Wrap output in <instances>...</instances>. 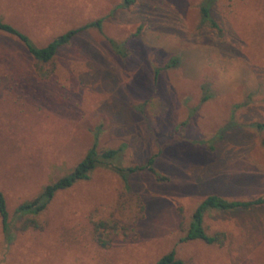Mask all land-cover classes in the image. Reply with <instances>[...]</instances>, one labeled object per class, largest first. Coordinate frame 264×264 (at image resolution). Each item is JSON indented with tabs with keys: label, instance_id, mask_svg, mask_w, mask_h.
Returning a JSON list of instances; mask_svg holds the SVG:
<instances>
[{
	"label": "rangeland",
	"instance_id": "obj_1",
	"mask_svg": "<svg viewBox=\"0 0 264 264\" xmlns=\"http://www.w3.org/2000/svg\"><path fill=\"white\" fill-rule=\"evenodd\" d=\"M124 1L0 0L1 22L36 47L102 19L47 63L0 33V264H155L171 250L182 264H264V205L207 210L220 246L181 241L206 196L264 199V130L252 127L264 123V0H215L218 30L200 23L202 0ZM95 135L98 151L121 148L110 164L15 214ZM112 167L142 169L124 190Z\"/></svg>",
	"mask_w": 264,
	"mask_h": 264
},
{
	"label": "trees",
	"instance_id": "obj_2",
	"mask_svg": "<svg viewBox=\"0 0 264 264\" xmlns=\"http://www.w3.org/2000/svg\"><path fill=\"white\" fill-rule=\"evenodd\" d=\"M129 0H125L122 4L118 5L117 8L127 6ZM215 0H202L198 6V16L201 24H205L211 29L218 30L216 23L210 17V7ZM102 19H96L89 23H86L80 27L70 29L65 33L56 36L52 41L43 47L34 46L26 36L12 28L10 25L1 22L0 20V33L14 37L25 49L26 53L38 63H47L56 54L58 49L66 46L77 34L87 31L89 29H95L100 32ZM139 29H137L138 32ZM136 32V33H137ZM110 49L119 57L124 58L126 56L123 51V44L114 42L113 40H107ZM175 64L174 59H170L163 68L173 67ZM159 69H155L154 79L157 77ZM207 97H202L201 101H204ZM252 127L256 130H264V123L252 124ZM97 136L93 137L90 147L87 149L84 157L75 165V167L66 175L60 177L56 181L45 185L39 194L28 202L20 203L16 209L15 214L19 216L24 215H37L42 212L46 205L51 201L54 194L58 191H63L70 188L74 183L78 181L87 180L91 171L97 167H104L111 163L121 152V148L108 149L103 151L97 150ZM154 157H150L147 161L145 169L153 173L151 168ZM142 168L137 167H112V170L119 177L123 189H128V177ZM264 205L263 198H257L247 201H226L214 195L206 196L201 202L195 207L191 214L188 228L181 239V241H201L205 245H217L220 246L223 243V235L216 233L214 235H207L202 227V218L207 210L213 209L217 211H233L237 209H247L251 207ZM7 214L5 211L4 201L0 194V225L1 231L4 235V239L9 241V226L7 224ZM31 226L35 227V223H31ZM97 229H104V223H97ZM155 264H182V262L175 258L174 251L171 250L168 253L160 256Z\"/></svg>",
	"mask_w": 264,
	"mask_h": 264
},
{
	"label": "crops",
	"instance_id": "obj_3",
	"mask_svg": "<svg viewBox=\"0 0 264 264\" xmlns=\"http://www.w3.org/2000/svg\"><path fill=\"white\" fill-rule=\"evenodd\" d=\"M86 24V23H85ZM84 25V24H83ZM63 34V33H62ZM61 35V34H60Z\"/></svg>",
	"mask_w": 264,
	"mask_h": 264
}]
</instances>
